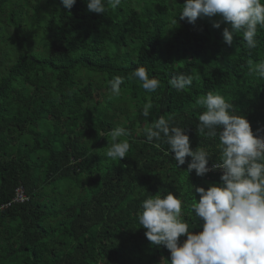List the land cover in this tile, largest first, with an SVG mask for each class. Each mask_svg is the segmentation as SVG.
Listing matches in <instances>:
<instances>
[{
	"label": "trees",
	"instance_id": "16d2710c",
	"mask_svg": "<svg viewBox=\"0 0 264 264\" xmlns=\"http://www.w3.org/2000/svg\"><path fill=\"white\" fill-rule=\"evenodd\" d=\"M35 4L31 14L23 13ZM184 0H122L104 15L89 12L86 0L65 9L60 0H0V40L27 25L43 52L11 49L0 71V264H162L163 246L152 245L139 225L140 203L149 195H178L189 227L197 223L191 185L219 183L220 170L188 175L160 142H146L153 117L163 115L186 128L191 147L205 148L208 166L220 162L219 140L196 129L204 110L196 99L208 91L229 100L255 133L264 135V78L251 71L264 60V28L257 47L242 36L223 42L219 17L180 20ZM177 17V24L172 19ZM24 18V19H23ZM21 19H23L21 21ZM15 37H20L15 35ZM12 41L11 45H18ZM3 65L0 62V67ZM143 66L160 87L146 93L132 77ZM177 73L195 78L177 92L168 81ZM124 78L118 96L109 82ZM123 126L131 147L121 161L104 157L107 133ZM191 158H186L190 161ZM191 184V185H190ZM21 187L27 200L11 202ZM199 228H194L198 232ZM186 239V237L181 238Z\"/></svg>",
	"mask_w": 264,
	"mask_h": 264
},
{
	"label": "clouds",
	"instance_id": "9594fccd",
	"mask_svg": "<svg viewBox=\"0 0 264 264\" xmlns=\"http://www.w3.org/2000/svg\"><path fill=\"white\" fill-rule=\"evenodd\" d=\"M70 10L76 0H60ZM122 0H86L89 12L102 14L108 8L116 9ZM180 20L195 24L198 18L219 17L213 27L223 29V42L233 44L234 36H242L248 50L257 47L258 28H264V0H184L178 15ZM177 24V17L172 19ZM264 78V60L250 69ZM141 83L146 93L155 92L160 81L150 77L145 67H137L132 77ZM191 74L177 73L168 83L177 92L193 83ZM124 78L114 77L109 91L118 96ZM196 105L204 110L199 114L196 126L202 137L219 140L220 162L208 166L210 154L205 148L191 147L186 128L173 125L163 115L152 116V103L146 102L142 115L149 125L145 129L146 142L156 148L166 143L169 154L180 169L187 162L188 175L195 171L203 177L210 171L220 170L219 183L207 189L191 185L199 195L191 204L197 223L192 228L184 218L181 198L171 191L149 195L140 203L137 212L139 225L145 237L155 246H163L170 253V260L162 258V264H264V135L261 129L254 133L244 115L236 114L233 104L219 92L208 91L199 96ZM128 131L123 126L111 129L106 136L108 144L104 157L121 161L131 147L126 139ZM186 158H191L187 161ZM194 228H199L194 232ZM186 237V239H181Z\"/></svg>",
	"mask_w": 264,
	"mask_h": 264
},
{
	"label": "rangeland",
	"instance_id": "374dc122",
	"mask_svg": "<svg viewBox=\"0 0 264 264\" xmlns=\"http://www.w3.org/2000/svg\"><path fill=\"white\" fill-rule=\"evenodd\" d=\"M35 4H32L29 2L28 6L23 8V13H27L28 15L31 14L32 6ZM24 19V18H23ZM21 19V21L23 20ZM6 28L8 29L9 39L4 41L0 40V62L3 63V65L0 67V71H4L8 66V59L7 57L11 53V49L18 48L21 46L20 52L21 53H27L31 50H33V46L35 51H39L40 53L43 52L41 46L38 44V40L41 38H44L42 35L41 30H35V37L30 36L27 33V25H23V30L21 32H17L13 26L5 24ZM15 35H19L20 37H15ZM12 41H16V43H19L18 45H11Z\"/></svg>",
	"mask_w": 264,
	"mask_h": 264
},
{
	"label": "built area",
	"instance_id": "2783aa9c",
	"mask_svg": "<svg viewBox=\"0 0 264 264\" xmlns=\"http://www.w3.org/2000/svg\"><path fill=\"white\" fill-rule=\"evenodd\" d=\"M25 200H27V196L25 195L23 188L17 187L14 196L12 197V200L6 203L5 206L9 205L11 202L17 203V202H23Z\"/></svg>",
	"mask_w": 264,
	"mask_h": 264
}]
</instances>
